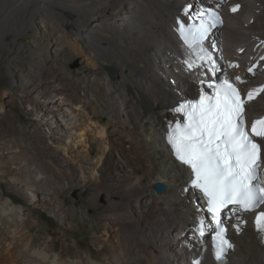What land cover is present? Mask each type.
<instances>
[{
	"label": "bare ground",
	"instance_id": "1",
	"mask_svg": "<svg viewBox=\"0 0 264 264\" xmlns=\"http://www.w3.org/2000/svg\"><path fill=\"white\" fill-rule=\"evenodd\" d=\"M185 1L11 0V6L15 8L35 5L29 12L30 18L40 17L50 32H56L59 22L67 20L56 11V7L67 6L77 16L73 21L78 26L76 34L85 39L91 49L89 58L93 56V64L97 65H93L87 76L93 91L98 94V103L94 98L93 101L99 104L96 108L93 106V117L78 112L79 106L69 97H61L59 102L56 99L60 89L57 84L54 88L56 94L49 106L46 105V110L56 107L66 142L73 140L75 145H83L86 143L84 134L93 131V142L97 148L93 159L96 166L91 172L93 184L104 180L111 185L113 194H110V207L106 213L108 225L124 222L127 227L121 230L118 240L119 255L116 259L119 264L143 261L146 257L150 258L149 264H173L175 260L186 264L188 255L193 253L184 248L186 239L201 245L209 236L207 232L200 236L199 224L193 223L194 220L206 221L207 217L203 210L197 208L198 194L191 191L186 195L183 193L182 188L191 177L190 170L174 157L167 141L170 126L164 118L171 121L180 118L165 110L177 103L178 91L192 97L195 95L193 82L201 78L220 80L227 77L241 86L246 105L250 106V110H246V115L250 112V116L247 115L250 132L252 123L264 118V96L258 94L264 88V0H199L200 4L218 6L226 17L224 28L228 33L222 43L224 47L219 53L210 49L220 72H212L211 66L207 70L186 67V45L176 28L177 18L184 19L182 5ZM234 7L236 11H232ZM10 10L13 11L12 8ZM18 16L15 14L16 19ZM26 21V15L20 16L17 21L19 28L26 27ZM213 39H217L215 33ZM233 43L235 49L231 47ZM74 49L80 51V46L74 45ZM155 57L164 58L170 65L167 66L169 74H180L176 89L165 82L166 77L153 70L151 62ZM194 62L200 64L199 61ZM103 65L116 66L119 75L109 78ZM8 71L13 70L10 68ZM142 82L148 86L147 89ZM249 92H253L251 100L247 99ZM140 97L149 109H142ZM37 106L41 105L38 103ZM102 115L109 121H105ZM95 117L98 119L94 120ZM113 147L120 161L116 164L111 156ZM117 164L122 166L120 172H117ZM30 174L33 175L32 171ZM103 176L107 178L103 179ZM261 176L264 177V162ZM117 179L124 184L120 188L114 186ZM160 181L167 184L162 193L154 188ZM28 220L29 217L21 226L11 230L7 238L0 237V264H34V261L59 264L62 255L56 254L52 259L50 253L54 247H40L42 241L31 235ZM233 239L237 244L236 251L239 250L241 255L228 264H264V244L251 228L246 226L244 234H234ZM77 253L74 252L75 257L79 256ZM170 254L174 260L168 258ZM73 261L74 264H83L84 260L81 257ZM210 261L211 258L205 259L204 264H210ZM88 264H93L92 256Z\"/></svg>",
	"mask_w": 264,
	"mask_h": 264
},
{
	"label": "rangeland",
	"instance_id": "2",
	"mask_svg": "<svg viewBox=\"0 0 264 264\" xmlns=\"http://www.w3.org/2000/svg\"><path fill=\"white\" fill-rule=\"evenodd\" d=\"M34 6L15 8L11 6V0L0 1V237L7 238L11 230L21 226L29 217L27 225L31 235L41 239V248L46 245L54 247L50 253L52 259L56 254L62 255L59 264H74L73 259L80 260L81 257L83 264H88L90 256L93 264H119L116 259L119 255L118 240L121 230L127 227L124 222L108 225L106 213L110 207L111 185L104 180L93 184L91 172L96 166L93 159L97 155L93 131L84 134L86 143L83 145H75L73 140L66 142L56 107L46 110L56 94L54 88L57 84L60 89L56 99L59 102L61 97H69L76 101L78 112L93 117L94 107L99 106L93 98L97 102L98 94L93 91L87 75L97 64H93V56L89 58L91 49L87 47L86 40L76 34L75 12L67 6H57L56 11L67 20L59 22V31L50 32L40 17L30 18L29 12ZM17 13L18 19L15 17ZM24 15L26 27L19 28V18ZM225 30L223 26L215 33L221 50L228 33ZM74 45L80 46V51L75 50ZM233 45L231 47L235 49V43ZM152 60L153 70L166 77L165 82L176 89L180 74H169L167 66L170 65L164 58ZM103 67L111 78L106 65ZM10 68L13 71H8ZM117 72L118 76V68ZM148 84L152 85V82L148 81ZM259 92L264 96V91ZM139 100L143 105L145 101L141 97ZM38 103L41 106H37ZM247 115L250 116V112ZM103 118L109 121L106 116ZM112 150L113 163H119L116 148ZM120 166L117 164V172L121 171ZM122 184L117 179L114 186L120 188ZM191 241L195 244L194 240ZM74 252L79 256L75 257ZM240 255L239 252L233 254L230 262ZM168 258L174 260L172 254ZM209 258L207 256L206 259ZM187 261L185 263L189 264ZM149 262L150 258L146 257L143 261L135 260L129 264ZM33 263L41 264V261ZM173 264L184 262L175 260Z\"/></svg>",
	"mask_w": 264,
	"mask_h": 264
},
{
	"label": "snow or ice",
	"instance_id": "3",
	"mask_svg": "<svg viewBox=\"0 0 264 264\" xmlns=\"http://www.w3.org/2000/svg\"><path fill=\"white\" fill-rule=\"evenodd\" d=\"M222 23L218 12L212 8L202 9L199 4L185 7L184 19L177 18L176 28L186 45L188 69L203 67L207 70L211 66L212 72L221 71L208 49L214 46L209 33ZM200 85L198 99L184 103L180 102L183 98L177 99L178 106L174 105L172 110L177 115L183 114L181 120L186 117V122L174 121L167 132V141L178 162L190 168L194 176L191 187L202 193L197 199L207 205L203 209L207 220L193 223L199 224L200 236L206 232L212 236L215 258L223 264L233 248L224 221L234 217L237 221L234 228L239 231L237 210L253 212L264 205V177L259 175L264 162L261 160L264 118L252 123L250 135L244 120L245 100L235 85L227 79L216 83L210 77L206 85L201 78ZM204 86L212 90L211 95L203 90ZM253 98V92H249L247 99ZM255 225L257 232L264 234V210L257 212ZM196 255L198 253L189 264H201Z\"/></svg>",
	"mask_w": 264,
	"mask_h": 264
},
{
	"label": "water",
	"instance_id": "4",
	"mask_svg": "<svg viewBox=\"0 0 264 264\" xmlns=\"http://www.w3.org/2000/svg\"><path fill=\"white\" fill-rule=\"evenodd\" d=\"M106 69H107V72L109 74V76L111 78H114L117 76V68L115 66H112V65H106ZM144 108L145 110L149 109V106L147 105H144ZM154 188L155 190L158 192V193H162L163 191H165L167 189V184L165 182H157L155 185H154Z\"/></svg>",
	"mask_w": 264,
	"mask_h": 264
},
{
	"label": "clouds",
	"instance_id": "5",
	"mask_svg": "<svg viewBox=\"0 0 264 264\" xmlns=\"http://www.w3.org/2000/svg\"><path fill=\"white\" fill-rule=\"evenodd\" d=\"M222 12V11H221ZM222 14H223V12H222ZM224 15V14H223ZM224 17H225V15H224ZM226 22V21H225ZM219 46L221 47V45L219 44ZM188 241V240H187ZM193 243V242H192ZM212 262L214 263V264H216L213 260H212Z\"/></svg>",
	"mask_w": 264,
	"mask_h": 264
},
{
	"label": "trees",
	"instance_id": "6",
	"mask_svg": "<svg viewBox=\"0 0 264 264\" xmlns=\"http://www.w3.org/2000/svg\"><path fill=\"white\" fill-rule=\"evenodd\" d=\"M188 243H189L190 245H193V243H192L191 241H189V240H188Z\"/></svg>",
	"mask_w": 264,
	"mask_h": 264
}]
</instances>
